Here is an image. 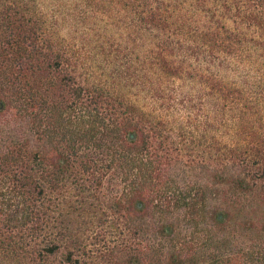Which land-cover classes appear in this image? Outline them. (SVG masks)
I'll return each instance as SVG.
<instances>
[{"label": "trees", "instance_id": "16d2710c", "mask_svg": "<svg viewBox=\"0 0 264 264\" xmlns=\"http://www.w3.org/2000/svg\"><path fill=\"white\" fill-rule=\"evenodd\" d=\"M0 264H264V0H0Z\"/></svg>", "mask_w": 264, "mask_h": 264}, {"label": "rangeland", "instance_id": "374dc122", "mask_svg": "<svg viewBox=\"0 0 264 264\" xmlns=\"http://www.w3.org/2000/svg\"><path fill=\"white\" fill-rule=\"evenodd\" d=\"M212 203H217V199L216 198H212L210 199ZM233 234H234V238H236V241L239 242V240L241 239V234L239 230H232Z\"/></svg>", "mask_w": 264, "mask_h": 264}]
</instances>
